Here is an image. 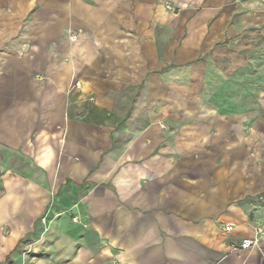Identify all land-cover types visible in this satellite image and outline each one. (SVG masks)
I'll return each mask as SVG.
<instances>
[{"label": "crops", "instance_id": "crops-1", "mask_svg": "<svg viewBox=\"0 0 264 264\" xmlns=\"http://www.w3.org/2000/svg\"><path fill=\"white\" fill-rule=\"evenodd\" d=\"M257 34L264 0H0V264H264V64L202 99Z\"/></svg>", "mask_w": 264, "mask_h": 264}, {"label": "rangeland", "instance_id": "rangeland-1", "mask_svg": "<svg viewBox=\"0 0 264 264\" xmlns=\"http://www.w3.org/2000/svg\"><path fill=\"white\" fill-rule=\"evenodd\" d=\"M252 40L250 43L252 44L251 47V54L254 52L256 53H264V42H253V39H261L264 38V35L259 36L257 35H252L251 36ZM240 47H233L234 53H239ZM243 54V53H241ZM249 53L247 52V55ZM215 54L213 53H208L203 55L204 62L206 64V77L203 79V86H204V91H203V101L204 102H209L211 98V90L210 87L211 85H219V86H224L226 82L229 83H234L235 85H240V86H257L258 85V77H257V71L255 69H259L260 66H262V63L255 62L254 64L251 65V68L248 70V72H244V66L246 65L245 62L238 61V62H233L231 57H222V58H217L214 57ZM235 63V64H234ZM204 64V65H205ZM191 65H188V68H190ZM254 70V71H253ZM235 71V74L233 73ZM233 73V74H232ZM247 74H250L251 80L247 79ZM263 82V80H261ZM192 83L194 80L191 81ZM207 110H203L204 113H209V104H206ZM206 109V107H204Z\"/></svg>", "mask_w": 264, "mask_h": 264}, {"label": "built area", "instance_id": "built-area-1", "mask_svg": "<svg viewBox=\"0 0 264 264\" xmlns=\"http://www.w3.org/2000/svg\"><path fill=\"white\" fill-rule=\"evenodd\" d=\"M225 229L227 231H230V230L233 229V225L227 224L226 227H225ZM258 231L264 233V225L261 226V227H259L258 228ZM259 241H260V238L259 237L245 238V239H243V241L241 242V244L239 245V247H241L243 249L250 248V247H253V246L257 245L259 243ZM117 264H119V263H117Z\"/></svg>", "mask_w": 264, "mask_h": 264}]
</instances>
